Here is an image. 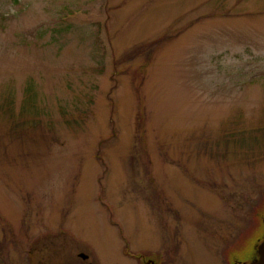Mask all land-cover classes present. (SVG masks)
Listing matches in <instances>:
<instances>
[{
  "label": "rangeland",
  "instance_id": "rangeland-1",
  "mask_svg": "<svg viewBox=\"0 0 264 264\" xmlns=\"http://www.w3.org/2000/svg\"><path fill=\"white\" fill-rule=\"evenodd\" d=\"M263 237L264 0H0V264Z\"/></svg>",
  "mask_w": 264,
  "mask_h": 264
},
{
  "label": "water",
  "instance_id": "water-1",
  "mask_svg": "<svg viewBox=\"0 0 264 264\" xmlns=\"http://www.w3.org/2000/svg\"><path fill=\"white\" fill-rule=\"evenodd\" d=\"M79 258L82 261H86L88 259V256L81 253L79 254ZM237 264L239 263L237 262ZM244 264H264V237L262 238V240L258 241L257 245L255 246V251L250 258V261Z\"/></svg>",
  "mask_w": 264,
  "mask_h": 264
},
{
  "label": "flooded vegetation",
  "instance_id": "flooded-vegetation-1",
  "mask_svg": "<svg viewBox=\"0 0 264 264\" xmlns=\"http://www.w3.org/2000/svg\"><path fill=\"white\" fill-rule=\"evenodd\" d=\"M87 261V260H86ZM85 262V261H83ZM71 264H74V263H71ZM77 264H96V263H77ZM148 264V263H147ZM156 264V263H155Z\"/></svg>",
  "mask_w": 264,
  "mask_h": 264
},
{
  "label": "trees",
  "instance_id": "trees-1",
  "mask_svg": "<svg viewBox=\"0 0 264 264\" xmlns=\"http://www.w3.org/2000/svg\"><path fill=\"white\" fill-rule=\"evenodd\" d=\"M150 53L147 54V58L149 57Z\"/></svg>",
  "mask_w": 264,
  "mask_h": 264
}]
</instances>
